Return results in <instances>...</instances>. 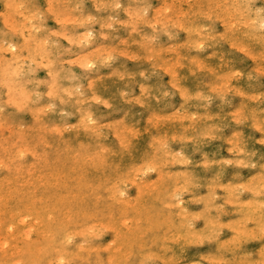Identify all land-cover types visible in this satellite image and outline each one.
<instances>
[{
	"label": "rangeland",
	"instance_id": "374dc122",
	"mask_svg": "<svg viewBox=\"0 0 264 264\" xmlns=\"http://www.w3.org/2000/svg\"><path fill=\"white\" fill-rule=\"evenodd\" d=\"M27 1L28 0H24V3ZM38 1L30 0V3L28 1L23 6V0H20L19 3L21 5L16 6L17 0H0V45L2 47L6 46L8 41L11 39L9 41L10 43L7 44L8 47H3V50H0V83H2L0 85V90L2 89V91H0V107L2 108H0V214L3 213L2 216L0 215V264H19V262L20 264H47V262L48 264H55L56 262L57 264H59L60 262L63 263V261V264H110V262L111 264H264V0H251L252 2H250V0H230V2H225V0H209L210 2H208V0H186L187 2H183L184 0H145L146 3L143 2L144 0H126L127 2H124L125 0H101L100 2H97L99 0ZM72 2H74V4ZM179 2H181L182 5ZM234 2H236L237 4ZM149 3H151L152 5H150ZM170 3L171 5H169ZM172 3H174L175 6ZM102 4H104V6ZM29 5H31V9L33 7V13L31 9H28ZM79 5L81 7H79ZM141 5L143 7H141ZM239 5L240 7H238ZM48 6H50V8ZM53 6H57V8H54ZM112 6L117 7L113 8ZM171 6H173V9L171 8ZM226 6H228L227 9ZM251 6L253 8H251ZM219 7L221 8L219 9ZM241 7L244 8L241 9ZM256 7L257 9H255ZM18 8L22 13L25 12V16H22L23 14H18L20 11L18 10ZM51 8L54 12H56V14L52 12ZM64 8L67 10L65 11ZM68 8L71 10H69ZM199 8H201L204 14ZM55 9H57L60 13ZM73 9H75V11ZM164 9L167 12H165ZM2 10L6 14H3ZM8 10L9 12H7ZM15 10L18 11L15 12ZM135 10L141 11H138V13H134ZM146 10H149V13H147ZM172 10L173 12H170ZM228 10L229 12H227ZM26 11L29 13H27ZM109 11L111 12V14ZM130 11L132 12V14H130ZM156 11H159V13H156ZM35 12H37L38 15L34 14ZM205 12L208 13L205 14ZM143 13L144 15H148L143 16ZM32 14L37 15L38 17L35 16L34 18L32 17ZM77 14L80 16V18ZM214 14L218 15L214 16ZM88 15L90 17H93L91 19L92 21L90 20V17H88ZM154 15L156 18L154 17ZM247 15L249 16L247 17ZM61 16H63V19L67 16L68 18H66V20L64 19L65 22H63L61 21ZM176 16L180 19H176ZM145 17H147V19ZM148 17L151 19H148ZM225 17L227 18L221 20ZM237 17L239 19H237ZM11 18L15 19L12 20ZM54 18H57V21L54 20ZM104 18L108 19L105 20ZM111 18H113L115 22H111V20H113ZM142 18L145 19L143 20ZM159 18L160 21H164L159 22ZM218 18L220 19L219 21ZM24 19L28 20L29 22ZM67 19H73L78 23L74 22L73 20H71L73 21L71 22ZM97 19L98 22H95L97 21ZM128 19L133 23H131L132 25L130 24ZM156 19H158V22ZM168 19H170L169 22L167 21ZM185 19L186 21H184ZM258 19H260V21ZM81 20L85 21L82 22ZM88 20L90 21V23ZM134 20L137 23H135ZM149 20L151 21L149 22ZM181 20H183L184 22L182 21V23ZM225 20H228V22H226ZM8 21L9 24H7ZM11 21L12 26L10 25ZM144 21L147 22H145L144 24ZM223 21H225V23ZM173 22L176 23H174L173 25ZM28 23L35 26L29 24L31 26L29 30ZM122 23H125L126 25H123ZM134 23L137 25H135ZM149 23H152V25H150ZM71 24L72 27H70ZM109 24L111 28L108 27ZM217 24H219L220 26ZM23 25H25V28ZM42 25L43 27L45 25V29L42 27V29L40 28V26ZM105 25L107 28L105 27ZM159 25L161 28L159 27ZM223 25L225 26L223 27ZM16 27L19 28L15 29ZM43 29L45 31H43ZM10 30L12 33H8L10 32ZM64 31L69 32L65 33ZM81 31H83L84 34L87 32V37L83 36L84 34H82ZM57 33L60 35H58ZM9 34L10 36H8ZM65 34H67L66 38ZM202 35L204 37L206 36V38L204 39ZM81 36L83 39L81 38ZM148 36L150 37V39L146 41V39H148ZM77 37L79 38L77 39ZM151 37L153 38V40ZM46 38L48 39L46 40ZM85 38L91 39L88 41ZM3 39L7 43L3 42ZM34 39L36 42L34 41ZM139 40L141 43L143 41V44H145V46H142L143 44H141ZM1 42L2 44H4L2 45ZM11 42L19 48L13 50L10 46ZM28 42L32 45H28ZM77 42L79 43L77 44ZM124 42H126V44ZM26 43L27 46L25 45ZM122 43H124L125 45ZM73 44L75 47L73 46ZM149 44L150 46L148 47V49H150L153 54H150V50L145 49ZM1 46L0 49H2ZM58 46H60V48ZM166 46L169 47L166 48ZM109 47L112 48V53L110 52V54H107V51H109L110 49ZM26 48L28 49V51H33L28 53ZM106 48L107 50H105ZM6 49L7 51L9 49L10 50L8 52H5ZM104 50L106 51V53ZM123 50L125 52L122 53L121 51ZM11 52H14V56L11 55ZM39 53H41V56H39ZM99 54L101 56H99ZM53 55H55L56 57H54ZM75 55L77 56V58H75L74 60L73 57H75ZM147 55L148 57L145 58L144 56ZM24 56H26L27 59L24 58ZM81 56H83L84 58H81ZM91 56H93L92 59L90 58ZM28 57L34 58V60L28 59ZM53 57L56 59H54ZM85 57L86 59H89L87 60V63L90 64L92 62L90 65L94 66L87 67L88 64H85L86 61L85 63H83ZM99 57L102 60L99 59ZM48 58L50 60V63L52 61L51 64L47 63L49 62L47 60ZM78 58H80V60ZM160 58L163 59V61ZM25 59L26 62H24ZM76 59L77 62H75ZM32 60L35 62H33ZM20 62H22V64ZM40 62H43L44 64L46 63L47 65L49 64L52 67L46 66V64L42 65ZM79 62L83 64L80 63L79 65ZM100 62L102 63V65L104 64V67L107 66V68L105 67L104 69V67H101L102 65ZM157 62L159 64H157ZM194 62L196 65H193ZM56 63L57 65H55ZM154 63L156 64L155 66H153ZM30 64L31 66L32 64L34 65V67L32 66V68L34 69L30 70ZM199 64L201 65V68ZM85 67L88 69H86ZM95 69L97 72L94 71ZM24 72L27 73L24 74ZM61 76L64 78H62ZM171 76L173 78L172 81ZM223 76L224 78L220 80V78ZM60 77L62 79H60ZM95 77H97L98 79ZM36 81L41 84H38ZM56 81H58V85ZM75 82H77V84H75ZM59 83L61 84L59 85ZM35 84L38 86H35ZM78 84H80L79 86L81 87H79ZM56 86L59 87L57 88ZM141 87L143 88L141 89ZM172 87L173 89H171ZM56 88L57 90H55ZM24 89L27 91H25ZM78 89L79 91H77ZM68 91L72 94L69 95L70 97H68ZM39 92H41L42 94H40ZM51 95H53V98L51 97ZM80 95H83V97H81ZM78 96L81 100L78 99ZM154 96L157 100L154 98ZM29 98L30 101H27ZM62 98L67 101L65 102ZM176 99L178 100L176 101ZM101 100H103L104 102L102 101V103ZM90 105L92 106L90 107ZM101 108L104 110H102ZM3 109H6V111ZM152 109H154V111ZM201 111H203L204 113ZM13 112H15L16 114H14ZM8 113H11L12 115H9ZM44 113H46V115H44ZM66 113L69 115L70 113H72V115L67 116ZM38 116L41 117V119ZM65 118H67V120ZM18 119H21L22 121L19 120V122ZM86 119H89V122ZM116 119L118 121L120 119L121 120L119 122H116ZM64 120L67 122H65ZM152 120L153 122H151ZM20 123L23 124L21 125ZM108 123L110 126L108 125ZM4 124L6 125V128H4ZM19 124L21 125V129H23L24 127L25 128L23 130L19 129L20 127L17 128ZM61 124L62 126H60ZM124 124L127 126H125ZM1 125L4 127H2ZM71 125H74V127H72ZM84 125H86L87 127ZM63 126L64 130H62ZM65 126H68L67 129L65 128ZM78 126H80V128L77 129ZM70 127L75 129H72ZM96 127L99 128V130ZM115 127H117L119 130L117 131V128L115 129ZM32 128H34L35 131ZM124 130H126L127 132ZM121 132H124L122 136ZM196 133L199 134L196 135ZM49 134L53 136H50ZM128 136L131 137L129 138ZM24 137L27 138L25 139ZM150 137L154 138V140ZM29 138L32 139L30 142ZM27 139L28 141H26ZM53 139L55 140V142ZM62 140L64 141L63 143ZM152 140L154 143L151 142ZM47 141L51 142L49 143L50 146L48 145ZM66 141H68V145ZM36 145L38 147L34 148V146ZM22 147L26 151L25 156L23 155L25 151L22 150ZM19 148L20 150H22L21 152ZM70 148L73 149L71 150ZM101 149L104 151H102ZM27 150H29V152H27ZM22 155L23 157L20 158V156ZM232 155H236V158L234 156L232 157ZM90 156L93 160H88ZM84 157H86V159ZM199 160L202 162H200ZM133 163H135L136 165L131 168ZM20 164L21 166H19ZM108 165H110V169H108ZM127 168H130L128 170L131 171L126 170ZM69 171H72V173ZM83 171L85 173H83ZM53 174L55 176H57L58 174L59 176L55 177ZM168 174L169 177L167 176ZM85 175H88V178H86L87 176L85 177ZM117 177L118 179H121L118 180ZM2 178H5L7 180L3 181L5 179ZM172 181L174 183H172ZM56 182H59V184H57ZM95 182H97L98 184ZM102 182L104 183L102 184ZM52 183H54L55 185L57 184V186ZM114 184L116 185L115 187ZM135 184L138 185V187ZM140 184L142 185V187L140 186ZM209 184L210 187H208ZM64 185L66 186V188ZM95 185H97V188ZM101 185H103V188L101 187ZM110 186H113L114 188ZM146 186L148 187V189ZM95 188L96 190H98L96 191ZM142 189H145L146 192H144ZM121 192L124 193L121 194ZM212 194L215 196H213ZM220 194H223V196L221 197ZM42 195H44L45 197L43 196V198ZM159 195L161 196V198L164 197V202L162 201L163 199L160 200ZM167 195H169L170 197ZM12 197H14V199H12ZM259 197L263 198L259 199ZM63 198L65 199L62 201ZM135 198L136 200H134ZM175 198L176 200H171ZM114 199L115 201H113ZM247 200L249 202L248 204L247 202H245ZM98 201L100 202L98 203ZM125 203L127 204V206ZM139 203L141 205H138ZM237 203H239V205ZM87 204L88 206H86ZM107 204H111L114 206L110 205V207H112L110 208L109 206L107 207ZM261 204H263V206ZM27 206L29 209H27ZM101 206H103V208ZM123 206L125 207L123 208ZM77 207H80V211L76 210L78 209ZM85 207H87L88 209ZM146 209L149 210V214L147 213L148 210L146 211ZM160 209L164 212H159ZM68 210L71 211L69 212ZM167 211H170L172 213L174 212V216L170 212V214H168ZM16 212L18 215L16 214ZM102 212L105 213L103 214ZM111 212H113V214ZM109 213L110 215L112 214V217L110 215H107ZM159 213L161 214L159 215ZM48 214L50 215V217L54 214V216H52L54 219L53 221H51L52 218H48ZM163 214H165V216ZM11 215L13 217H11ZM44 215L48 217L46 218ZM71 215L73 218L71 217ZM94 215H96V217ZM243 215L246 217H243ZM116 216L118 219H114L116 218ZM156 216L158 218H156ZM22 217L24 219H21ZM140 217L142 218L140 219ZM85 219H87L88 221ZM156 219L158 221H155ZM159 219H161L163 222ZM260 221L262 223H260ZM160 222L161 224H159ZM205 222L206 224H204ZM257 222L261 227H259V225L255 226V224H258ZM36 223L38 225V232L35 231V233L31 230H34ZM18 224L20 227L18 226ZM153 224H157L159 226L155 227V225ZM164 224L167 226H165ZM12 225L14 227L16 226L15 229L12 227ZM251 225H254V227H252ZM8 226H10V229L8 228ZM30 226L32 227L31 229ZM85 227L87 228L85 229ZM144 227L146 228V231ZM147 227L149 228V230H147ZM153 227L155 228L153 229ZM175 227L177 228L175 229ZM3 228H6L7 230H4ZM228 228L231 230H229ZM12 229L14 232L10 231ZM70 229H74L71 230L74 232H70ZM108 229L111 230L109 231ZM143 229L145 232L143 231ZM150 229L153 231H151ZM133 230H135L136 232ZM9 231L15 236H13V234H11ZM131 231L133 232L134 237L132 236ZM235 231L237 232V234H235ZM88 233L91 235H89ZM134 233L137 234L138 237L137 235L135 236ZM85 234L88 235L85 236ZM128 234L129 236H127ZM93 235H95L96 238H94ZM118 235L120 237L116 239ZM89 236H91V238H89ZM160 236L162 239V243ZM6 237H8L9 240ZM236 237L237 239L234 240V238ZM84 238L85 240L83 241ZM120 238L124 242V244L120 240ZM127 238L132 243V246L130 242H127ZM153 238L155 239V241ZM110 239L111 241H113L112 243ZM8 241V247L12 246L11 248L6 247V242ZM107 241L111 244L107 243ZM243 241H245V243ZM14 242L16 243L14 244ZM65 242L66 245H63ZM79 242L81 243V245L83 244V246H81ZM87 243H89L88 246ZM98 243L100 244L98 245ZM40 245H46V247L40 248L38 247ZM17 246L20 247L17 248ZM143 246H148V248ZM62 247L64 248L65 253L62 251ZM43 248L44 251H42ZM94 248L97 249L95 250ZM39 249L42 252H39ZM142 249L144 251L146 249V251L144 252ZM235 249L237 253L235 252ZM8 250H13V253L8 252ZM15 250L17 251V253L15 252ZM18 250L21 253L18 252ZM58 250L62 253L60 252V254ZM70 250L72 254L70 253ZM76 251L79 254H76ZM115 252H117V254ZM204 253H206L207 255ZM42 254H46V256H43ZM61 255L64 256L62 257ZM167 255L169 256L165 257ZM238 255L240 258L238 257ZM86 256L87 259H85ZM120 256L123 257L121 258ZM16 258H19L18 260H20L17 261V263H15L17 260ZM166 258H168V260ZM157 259L160 261H158ZM51 260L52 262H50ZM65 261L69 263H65ZM209 261L210 263H208Z\"/></svg>",
	"mask_w": 264,
	"mask_h": 264
},
{
	"label": "bare ground",
	"instance_id": "6f19581e",
	"mask_svg": "<svg viewBox=\"0 0 264 264\" xmlns=\"http://www.w3.org/2000/svg\"><path fill=\"white\" fill-rule=\"evenodd\" d=\"M19 1H20V0H19ZM19 1L17 0V4H16V3H14V4H16V6L21 5V4L19 3ZM25 1H26V0H25ZM28 1H29V3H30V0H28ZM28 1H27V2H28ZM37 1H38V0H37ZM49 1H50V0H49ZM56 1H57V0H56ZM62 1H64V0H62ZM66 1H67V0H66ZM77 1H79V0H77ZM86 1H87V0H86ZM100 1H101V0H99V1H97V2H100ZM109 1H110V0H109ZM138 1H140V0H138ZM149 1H150V0H149ZM172 1H173V0H172ZM174 1H175V0H174ZM180 1H182V0H180ZM185 1H186V0H184L183 2H185ZM222 1H223V0H222ZM222 1H220V2H222ZM227 1L230 2V0H225V2H227ZM234 1H235V0H234ZM237 1H238V0H237ZM237 1H236V2H237ZM245 1H246V0H245ZM248 1H249V0H248ZM248 1H247V2H248ZM252 1H253V0H252ZM252 1L250 0V2H252ZM258 1H259V0H258ZM14 2H15V1H14ZM27 2H25V3H27ZM38 2H39V1H38ZM83 2H84V1H83ZM107 2H108V1H107ZM111 2H112V1H111ZM116 2H117V1H116ZM116 2H114V3H116ZM124 2H127V1L125 0ZM129 2H131V1H129ZM129 2H128V3H129ZM141 2H142V1H141ZM143 2H145V0H144ZM186 2H187V1H186ZM208 2H210V1L208 0ZM225 2H223V3H225ZM232 2H233V1H232ZM236 2H234V3H236ZM241 2H242V1H241ZM8 3H9V2H8ZM8 3H7V4H8ZM25 3H24V0H23V4H22V5L24 6ZM35 3H36V1H35ZM41 3H42V2H41ZM72 3L74 4V2H72ZM145 3H146V2H145ZM145 3H144V4H145ZM151 3H152V1H151ZM151 3H149V4L152 5ZM179 3L181 4V2H179ZM179 3H178V4H179ZM198 3H199V2H198ZM216 3H218V2H216ZM7 4H6V5H7ZM10 4H11V3H10ZM12 4H13V3H12ZM38 4H39V3H38ZM53 4H54V3H53ZM80 4H81V2H80ZM95 4H96V3H95ZM95 4H94V5H95ZM125 4H126V3H125ZM125 4H124V5H125ZM149 4H148V6H149ZM172 4L174 5V3H172ZM186 4H187V3H186ZM207 4H208V3H207ZM210 4H211V3H210ZM214 4H215V1H214ZM220 4H221V3H220ZM220 4H219V5H220ZM226 4H227V3H226ZM230 4H231V3H230ZM236 4H237V3H236ZM243 4H245V3H243ZM26 5H28V4H26ZM43 5H44V4H43ZM54 5H55V4H54ZM71 5H72V4H71ZM75 5H76V3H75ZM82 5H83V4H82ZM84 5H85V4H84ZM97 5H98V3H97ZM102 5L104 6V4H102ZM108 5H109V3H108ZM124 5H123V6H124ZM169 5H171V3H170ZM181 5H182V4H181ZM217 5H218V4H217ZM222 5H223V4H222ZM228 5H229V4H228ZM232 5H233V4H232ZM241 5H242V4H241ZM23 6H22V7H23ZM30 6H31V5H29L28 9H31ZM66 6H67V5H66ZM66 6H65V7H66ZM110 6H111V5H110ZM146 6H147V5H146ZM159 6H161V5H159ZM162 6H163V5H162ZM174 6H175V5H174ZM197 6H198V5H197ZM208 6H209V5H208ZM236 6H237V5H236ZM244 6H245V5H244ZM248 6H249V4H248ZM8 7H9V5H8ZM45 7H46V6H45ZM48 7L50 8V6H48ZM53 7H54V6H53ZM74 7H75V6H74ZM76 7H77V6H76ZM79 7H81V6L79 5ZM92 7H93V5H92ZM97 7H98V6H97ZM97 7H96V9H97ZM112 7H113V6H112ZM116 7H117V6H115V7H113V8H116ZM141 7H143V6L141 5ZM150 7H151V6H150ZM164 7H166V6H164ZM167 7H168V6H167ZM172 7H173V6H171V8H172ZM181 7H182V6H181ZM190 7H191V6H190ZM201 7H202V6H201ZM215 7H218V6H215ZM222 7H223V6H222ZM224 7H225V4H224ZM224 7H223V8H224ZM238 7H240V5H239ZM14 8H16V7H14ZM54 8H57V6L54 7ZM130 8H131V6H130ZM212 8H213V7H212ZM212 8H211V11H212ZM220 8H221V7H219V9H220ZM227 8H228V6H226V9H227ZM229 8H230V7H229ZM234 8H235V6H234ZM242 8H244V7H241V9H242ZM251 8H253V7L251 6ZM3 9H4V8H3ZM20 9H21V7H20ZM20 9L18 8V10H20ZM37 9H38V8H37ZM37 9H36V10H37ZM46 9H48V8H46ZM64 9H65V8H64ZM68 9H69V8H68ZM84 9H85V7H84ZM93 9H95V8H93ZM140 9H141V8H140ZM157 9H158V8H157ZM172 9H173V8H172ZM174 9H176V8H174ZM199 9L201 10V8H199ZM213 9H214V8H213ZM215 9H217V8H215ZM226 9H225V10H226ZM255 9H257V7H256ZM4 10H5V9H4ZM18 10H15V12L18 11ZM25 10H26V6H25ZM25 10H24V11H25ZM31 10H32V13H33V11H34V10H33V7H32ZM51 10H52V8H51ZM55 10L58 11L57 9H55ZM66 10H67V9H65V11H66ZM69 10H71V9H69ZM73 10L75 11V9H73ZM98 10H99V9H98ZM129 10H130V9H129ZM133 10H134V9H133ZM149 10H150V9H149ZM149 10H148V11L146 10V12L149 13ZM160 10H161V9H160ZM168 10H171V9H168ZM182 10H183V9H182ZM200 10H197V11H200ZM234 10H235V9H234ZM238 10H239V9H238ZM5 11H6V10H5ZM22 11H23V10H22ZM81 11H82V10H81ZM121 11H122V10H121ZM135 11H136V10H135ZM135 11H134V13H138V11L140 12L141 10H137L136 12H135ZM162 11H163V10H162ZM164 11H165V9H164ZM178 11H179V9H178ZM201 11H202V10H201ZM204 11H205V10H204ZM206 11H207V10H206ZM217 11H218V10H217ZM232 11H233V10H232ZM236 11H237V9H236ZM240 11H241V10H240ZM2 12H3V10H2ZM7 12H9V10H8ZM26 12H27V11H26ZM30 12H31V11H30ZM52 12H54V11L52 10ZM52 12H50V13H52ZM58 12H59V11H58ZM70 12H71V11H70ZM109 12H110V11H109ZM127 12H128V11H127ZM130 12H131V11H130ZM165 12H167V11H165ZM170 12H173V10L170 11ZM170 12H169V13H170ZM224 12H226V11H224ZM227 12H229V10H228ZM243 12H244V11H243ZM0 13H1V12H0ZM24 13H25V12L22 13L21 10H20L18 14H20V15L23 14L22 16H25ZM27 13H29V12H27ZM54 13L56 14V12H54ZM59 13H60V12H59ZM59 13H58V14H59ZM78 13H80V12H78ZM94 13H95V12H94ZM134 13H133V15H134ZM156 13H159V11H156ZM156 13H155V14H156ZM163 13H164V12H163ZM178 13H179V12H178ZM184 13H185V12H184ZM202 13H203V11H202ZM206 13H208V12H205V14H206ZM220 13H221V12H220ZM233 13H234V12H233ZM250 13H253V12H250ZM254 13H255V12H254ZM3 14H6V13L3 12ZM7 14H9V13H7ZM34 14H37V12H35ZM58 14H57V16H58ZM96 14H97V13H96ZM102 14H104V13H102ZM110 14H111V12H110ZM130 14H132V12H131ZM130 14H129V15H130ZM140 14H141V13H140ZM140 14H139V16H140ZM176 14H177V13H176ZM192 14H193V13H192ZM203 14H204V13H203ZM218 14H219V13H218ZM218 14H214V16H215V15L217 16ZM222 14H223V13H222ZM231 14H232V13H231ZM30 15H31V14H30ZM32 15H33V14H32ZM37 15H38V14H37ZM37 15H33L32 17H34V18H35V16L38 17ZM41 15H42V14H41ZM45 15H46V14H45ZM77 15H78V14H77ZM89 15H90V14H89ZM89 15H88V17H90ZM92 15H93V14H92ZM98 15H99V14H98ZM142 15H143V16H147L148 14H147V15H144V13H143ZM142 15H141V16H142ZM156 15H157V14H156ZM232 15H233V14H232ZM244 15H246V14H244ZM254 15H258V14H254ZM254 15H253V16H254ZM16 16H17V15H16ZM43 16H44V15H43ZM78 16H79V15H78ZM99 16H100V15H99ZM158 16H159V15H158ZM178 16H179V15H178ZM208 16H209V15H208ZM223 16H224V15H223ZM241 16H242V15H241ZM248 16H249V15H247V17H248ZM4 17H5V16H4ZM7 17H9V16H7ZM26 17H27V16H26ZM28 17H29V16H28ZM41 17H42V16H41ZM46 17H47V16H46ZM59 17H60V16H59ZM62 17H63V16H61V18H62ZM105 17H106V16H105ZM154 17H155V15H154ZM159 17H160V16H159ZM162 17H163V16H162ZM173 17H174V16H173ZM209 17H210V16H209ZM238 17H239V16H238ZM238 17H237V19L240 18V17H239V18H238ZM16 18H17V17H16ZM22 18H24V17H22ZM30 18H31V17H30ZM61 18H59V19H61ZM66 18H68V16L65 17L64 19L66 20ZM76 18H78V17H76ZM79 18H80V16H79ZM92 18H93V17H90V20H91ZM99 18H100V17H99ZM99 18H98V19H99ZM118 18H119V17H118ZM136 18H137V17H136ZM140 18H141V17H140ZM145 18L147 19V17H145ZM145 18H144V19H145ZM155 18H156V17H155ZM165 18H166V17H165ZM165 18H163V19H165ZM226 18H227V17L222 18L221 20L226 19ZM234 18H235V17H234ZM234 18H233V19H234ZM4 19H5V18H4ZM11 19H12V18H11ZM13 19H15V18H13ZM13 19H12V20H13ZM27 19H28V18H27ZM40 19H41V18H40ZM56 19H57V18H56ZM56 19L54 18V20H56ZM64 19L62 18L61 21L65 22ZM73 19H74V18H73ZM73 19H71V20H73ZM98 19H97V21H95V20H94V21H95V22H98ZM101 19H102V18H101ZM104 19L106 20V19H108V18H104ZM111 19H113V18H111ZM142 19H143V18H142ZM144 19H143V20H144ZM148 19H151V18L148 17ZM161 19H162V18H161ZM176 19L179 20L180 18H178V17L176 16ZM241 19H242V18H241ZM247 19H248V18H247ZM247 19H246V20H247ZM6 20H7V19H6ZM24 20H26V19H24ZM29 20H30V19H29ZM38 20H39V19H38ZM47 20H48V19H47ZM67 20H69V19H67ZM71 20H69V21H71ZM78 20H79V19H78ZM85 20H86V19H85ZM85 20H83V21H85ZM117 20H118V19H117ZM128 20H129V19H128ZM128 20H127V23H128ZM131 20H133V19H131ZM136 20H137V19H136ZM152 20H153V19H152ZM156 20H157V22H158V19H156ZM156 20H154V21H156ZM169 20H170V19H168L167 21L169 22ZM201 20H202V19H201ZM216 20H217V19H216ZM219 20H220V19L218 18V21H219ZM230 20H231V19H230ZM258 20L260 21V19H258ZM26 21H28V20H26ZM30 21H31V20H30ZM48 21H49V20H48ZM50 21H51V20H50ZM56 21H57V20H56ZM58 21H59V20H58ZM73 21H74V20H73ZM73 21H71V22H73ZM81 21H82V20H81ZM83 21H82V22H83ZM88 21H89V20H88ZM91 21H92V20H91ZM112 21L115 22L114 19L111 20V22H112ZM124 21H125V20H124ZM134 21H135V20H134ZM150 21H151V20H149V22H150ZM162 21H164V20H162ZM162 21H160V18H159V22H162ZM182 21H183V20H181V22H182ZM184 21H186V19H185ZM184 21H183V22H184ZM225 21H226V20H225ZM225 21H223V22L225 23ZM231 21H232V20H231ZM231 21H230V23H231ZM247 21H248V20H247ZM21 22H23V21H21ZM28 22H29V21H28ZM35 22H36V20H35ZM67 22H68V21H67ZM74 22H76V21H74ZM86 22H87V21H86ZM111 22H110V23H111ZM119 22H120V21H119ZM129 22H130V20H129ZM145 22H147V21H144V24H145ZM171 22H172V21H171ZM183 22H182V23H183ZM221 22H222V21H221ZM226 22H228V20H227ZM232 22H233V21H232ZM240 22H241V20H240ZM240 22H238V23H240ZM253 22H255V21H253ZM262 22H263V21H262ZM33 23H34V22H33ZM76 23H78V22H76ZM89 23H90V21H89ZM92 23H93V22H92ZM108 23H109V22H108ZM131 23H132V22H130V24H131ZM135 23H137V22L135 21ZM135 23H134V24H135ZM152 23H153V22H152ZM152 23H149V24L152 25ZM165 23H166V20H165ZM165 23H163V24H165ZM174 23H176V22H173V25H174ZM177 23H178V21H177ZM182 23H181V24H182ZM230 23H229V24H230ZM243 23H245V22H243ZM7 24H9V21L7 22ZM7 24H6V25H7ZM22 24H23V23H22ZM29 24H30V23H28V26H29L28 28H29V30H30V27H31L30 25L35 26V25H33V24H30V25H29ZM37 24H38V23H37ZM67 24H70V23H67ZM74 24H75V23H74ZM81 24H82V23H81ZM83 24H84V23H83ZM95 24H96V23H95ZM122 24H123V23H122ZM124 24H125V23H124ZM124 24H123V25H124ZM132 24H133V23H132ZM132 24H131V25H132ZM147 24H148V23H147ZM155 24H156V23H155ZM160 24H161V23H160ZM163 24H162V25H163ZM179 24H180V22H179ZM227 24H228V23H227ZM227 24H226V25H227ZM10 25L12 26V21H11ZM15 25H16V24H15ZM78 25H79V24H78ZM88 25H89V24H88ZM91 25H92V24H91ZM93 25H94V24H93ZM125 25H126V24H125ZM128 25H129V24H128ZM135 25H137V24H135ZM173 25H172V26H173ZM217 25H219V24H217ZM232 25H233V24H232ZM261 25H262V24H261ZM8 26H9V25H8ZM21 26H22V25H21ZM23 26H24V28H25V25H23ZM60 26H61V24H60ZM85 26H86V25H85ZM107 26H108V25H107ZM182 26H184V25H182ZM219 26H220V25H219ZM224 26H225V25H223V27H224ZM243 26H244V25H243ZM9 27H10V26H9ZM19 27H20V25H19ZM19 27H16L15 29H17V28H19ZM37 27H38V26H37ZM41 27L45 29V25H44V27H43V25L40 26V28H41ZM46 27H47V26H46ZM70 27H72V24H71ZM70 27H69V28H70ZM86 27H87V26H86ZM105 27H106V25H105ZM108 27L111 28V27H110V24H109ZM144 27H145V26H144ZM153 27H154V26H153ZM159 27H160V25H159ZM185 27H187V26H185ZM185 27H184V28H185ZM227 27H228V26H227ZM13 28H14V26H13ZM34 28H35V27H34ZM40 28H39V29H40ZM42 28H41V29H42ZM84 28H85V27H84ZM103 28H104V27H103ZM106 28H107V27H106ZM160 28H161V27H160ZM176 28H177V27H176ZM180 28H181V27H180ZM182 28H183V27H182ZM218 28H219V27H218ZM218 28H217V29H218ZM229 28H230V27H229ZM245 28H246V27H245ZM11 29H12V28H11ZM32 29H33V27H32ZM32 29H31V30H32ZM44 29H43V31H45ZM122 29H123V28H122ZM148 29H151V28H148ZM155 29H156V28H155ZM203 29H204V28H203ZM215 29H216V28H215ZM252 29H253V28H252ZM254 29H257V28H254ZM24 30H25V29H24ZM37 30H38V29H37ZM69 30H70V29H69ZM72 30H73V29H72ZM94 30H95V29H94ZM106 30H108V29H106ZM116 30H117V29H116ZM139 30H140V29H139ZM139 30H138V31H139ZM153 30H154V28H153ZM176 30H177V29H176ZM179 30H180V29H179ZM181 30H182V29H181ZM183 30H184V29H183ZM188 30H189V29H188ZM190 30H192V29H190ZM200 30H201V29H200ZM14 31H15V30H14ZM35 31H36V29H35ZM70 31H71V30H70ZM87 31H89V30H87ZM97 31H98V30H97ZM135 31H137V30H135ZM166 31H167V29H166ZM186 31H187V30H186ZM186 31H185V32H186ZM247 31H248V30H247ZM252 31H253V30H252ZM7 32H8V31H7ZM7 32H6V33H7ZM18 32H19V31H18ZM20 32H21V31H20ZM64 32H65V33H68L69 31H68V32H67V31H64ZM118 32H119V31H118ZM139 32H140V31H139ZM200 32H202V31H200ZM214 32H215V31H214ZM223 32H224V31H223ZM254 32H255V30H254ZM262 32H263V31H262ZM8 33H12L11 30H10V32H8ZM27 33H29V32H27ZM40 33H41V32H40ZM81 33L84 34L83 31H81ZM86 33H87V32H86ZM86 33H85L83 36L87 37V34H86ZM135 33H136V32H135ZM137 33H138V32H137ZM162 33H163V32H162ZM187 33H189V32H187ZM205 33H208V32H205ZM244 33H245V32H244ZM30 34H31V33H30ZM57 34H58V33H57ZM97 34H98V33H97ZM160 34H161V33H160ZM197 34H198V33H197ZM203 34H204V33H203ZM217 34H219V33H217ZM222 34H223V33H222ZM222 34H221V35H222ZM253 34H254V33H253ZM11 35H12V34H11ZM26 35H27V34H26ZM58 35H60V34H58ZM131 35H132V34H131ZM131 35H130V36H131ZM177 35H178V34H177ZM187 35H188V34H187ZM199 35H200V34H199ZM5 36H6V35H5ZM5 36H4V37H5ZM8 36H10V34H9ZM34 36H35V35H34ZM66 36H67V34H65V38H66ZM89 36H90V33H89ZM89 36H88V38H89ZM93 36H94V35H93ZM121 36H122V35H121ZM139 36H140V35H139ZM141 36H142V35H141ZM151 36H152V35H151ZM160 36H161V35H160ZM4 37H3V38H4ZM22 37H23V36H22ZM36 37H37V36H36ZM36 37H35V38H36ZM54 37H55V36H54ZM75 37H76V36H75ZM79 37H80V36H79ZM79 37H77V39H78ZM128 37H129V36H128ZM128 37H127V38H128ZM142 37H143V36H142ZM144 37H145V36H144ZM166 37H167V36H166ZM178 37H179V36H178ZM202 37H203L204 39L206 38V36L204 37L203 35H202ZM214 37H215V35H214ZM25 38H26V37H25ZM50 38H51V37H50ZM62 38H63V37H62ZM62 38H61V39H62ZM67 38H68V37H67ZM81 38H82V36H81ZM88 38H85V39H87V40L89 41L91 38H90V39H88ZM127 38H126V39H127ZM140 38H141V37H140ZM151 38H152V37H151ZM168 38H170V37H168ZM8 39H9V38H8ZM47 39H48V38H46V40H47ZM57 39H58V38H57ZM77 39H76V41H77ZM82 39H83V38H82ZM94 39H95V38H94ZM142 39H143V38H142ZM149 39H150V37L148 36V39H146V41L149 40ZM10 40H11V39H10ZM10 40H9V41H10ZM24 40H27V39H24ZM55 40H56V39H55ZM68 40H69V39H68ZM134 40H135V39H134ZM152 40H153V38H152ZM194 40H195V39H194ZM9 41H8V43H10ZM34 41H35V39H34ZM42 41H44V40H42ZM57 41H58V40H57ZM80 41H81V40H80ZM104 41H105V40H104ZM110 41H111V40H110ZM110 41H109V43H110ZM112 41H113V40H112ZM137 41H138V40H137ZM177 41H178V40H177ZM184 41H185V40H184ZM187 41H188V40H187ZM189 41H190V39H189ZM3 42H6V41H4V39H3ZM24 42H25V41H24ZM35 42H36V41H35ZM40 42H41V41H40ZM46 42H47V41H46ZM52 42H53V41H52ZM85 42H86V41H85ZM97 42H98V41H97ZM97 42H96V43H97ZM139 42H140V40H139ZM149 42H150V41H149ZM149 42H148V43H149ZM162 42H163V41H162ZM172 42H173V41H172ZM6 43H7V42H6ZM8 43H7V44H8ZM44 43H45V42H44ZM55 43H56V42H55ZM58 43H60V42H58ZM78 43H79V42H77V44H78ZM80 43H81V42H80ZM82 43H83V41H82ZM86 43H87V42H86ZM103 43H104V42H103ZM124 43L126 44V42H124ZM124 43H122V44H124ZM136 43H137V42H136ZM140 43H141V42H140ZM163 43H164V42H163ZM178 43H179V42H178ZM181 43H182V42H181ZM200 43H201V41H200ZM227 43H228V42H227ZM1 44H2V42H1ZM3 44H4V43H3ZM3 44H2V45H3ZM7 44H6V46H7ZM47 44H48V43H47ZM52 44H53V43H52ZM56 44H57V43H56ZM84 44H85V43H84ZM88 44H89V43H88ZM88 44H87V45H88ZM106 44H107V43H106ZM119 44H120V43H119ZM125 44H124V45H125ZM141 44H143V41H142ZM17 45H18V44H17ZM25 45L27 46V43H26ZM25 45H24V46H25ZM28 45H32V44L28 42ZM39 45H40V44H39ZM85 45H86V44H85ZM93 45H94V44H93ZM107 45H108V44H107ZM176 45H177V44H176ZM180 45H181V44H180ZM189 45H190V44H189ZM0 46H1V45H0ZM6 46H3V47H6ZM10 46H11V48H12L13 50L16 49V48H19V47H16V45H14L12 42H11ZM43 46H44V45H43ZM49 46H50V45H49ZM56 46H57V45H56ZM73 46H74V44H73ZM108 46H109V45H108ZM110 46H111V45H110ZM142 46H145V44H143ZM149 46H150V44H149L146 48H145V47H144V48H145V49H148ZM163 46H164V45H163ZM169 46H170V45H169ZM169 46H166V48H168ZM1 47H2V46H1ZM3 47H2V49H0V50H3ZM7 47H8V46H7ZM28 47H30V46H28ZM28 47H27V48H28ZM45 47H47V46H45ZM58 47L60 48V46H58ZM74 47H75V46H74ZM80 47H81V45H80ZM82 47H83V46H82ZM106 47H107V46H106ZM111 47H112V46H111ZM153 47H154V45H153ZM153 47H152V48H153ZM180 47H181V46H180ZM20 48H21V47H20ZM27 48H26V49H27ZM31 48H32V47H31ZM71 48H72V47H71ZM78 48H79V47H78ZM78 48H77V50H78ZM104 48H105V47H104ZM109 48H110V47H109ZM112 48H113V47H112ZM112 48H110L109 51H107V52H108L107 54H110ZM119 48H121V47H119ZM122 48H123V47H122ZM152 48H151V49H152ZM173 48H174V47H173ZM178 48H179V47H178ZM227 48H228V47H227ZM50 49H51V48H50ZM123 49H124V48H123ZM155 49H156V48H155ZM157 49H158V48H157ZM175 49H176V48H175ZM214 49H215V48H214ZM9 50H10V49H9ZM9 50H8V51H9ZM34 50H35V49H34ZM55 50H56V49H55ZM64 50H65V49H64ZM105 50H107V48H106ZM105 50H104V51H105ZM113 50H114V49H113ZM148 50H150V49H148ZM165 50H166V49H165ZM4 51H5V50H4ZM8 51H7V49H6L5 52H8ZM11 51H12V50H11ZM17 51H19V50H17ZM27 51H28V49H27ZM32 51H33V50L28 51V53H29V52H32ZM53 51H54V50H53ZM66 51H67V50H66ZM118 51H119V50H118ZM118 51H117V52H118ZM150 51H151V50H150ZM168 51H169V50H168ZM176 51H177V50H176ZM194 51H195V50H194ZM237 51H238V50H237ZM258 51H259V50H258ZM5 52H4V53H5ZM15 52H16V51H15ZM45 52H46V51H45ZM77 52H78V51H77ZM98 52H100V51H98ZM119 52H120V51H119ZM121 52L123 53V52H125V51L123 50V51H121ZM128 52H129V51H128ZM154 52H155V51H154ZM172 52H173V50H172ZM197 52H198V51H197ZM197 52H195V53H197ZM240 52H241V51H240ZM11 53H12L11 55L14 56V54H13L14 52H11ZM35 53H36V52H35ZM35 53H34V54H35ZM56 53H57V52H56ZM64 53H65V52H64ZM67 53H70V52H67ZM72 53H73V50H72ZM105 53H106V51H105ZM111 53H112V52H111ZM122 53H121V54H122ZM234 53H235V52H234ZM242 53H243V52H242ZM255 53H256V52H255ZM5 54H6V53H5ZM15 54H16V53H15ZM40 54H41V53H39V56H41ZM60 54H61V53H60ZM75 54H76V52H75ZM126 54H128V53H126ZM126 54H125V55H126ZM150 54H153L152 51L150 52ZM157 54H158V53H157ZM175 54H176V53H175ZM245 54H246V53H245ZM68 55H69V54H68ZM88 55H89V54H88ZM17 56H18V55H17ZM42 56H43V55H42ZM53 56L56 57L55 55H53ZM70 56H71V55H70ZM83 56H84V55H83ZM83 56H81V58H82ZM96 56H97V55H96ZM99 56H101V55L99 54ZM126 56H127V55H126ZM149 56H150V55H149ZM204 56H205V55H204ZM209 56H210V54H209ZM244 56H245V55H244ZM247 56H249V55H247ZM5 57H6V55H5ZM21 57H22V56H21ZM46 57H47V56H46ZM54 57H53V58H54ZM92 57H93V56H91L90 58L92 59ZM94 57H95V56H94ZM102 57H103V56H102ZM115 57H116V56H115ZM144 57L146 58V57H148V55H147V56H144ZM190 57H191V56H190ZM190 57H188V58H190ZM251 57H252V56H251ZM24 58H26V56H24ZM24 58H23V59H24ZM44 58H45V56H44ZM73 58H74V60H75V58H77V56L75 55V57H73ZM83 58H84V57H83ZM105 58H106V57H105ZM105 58H104V59H105ZM14 59H15V58H14ZM17 59H18V58H17ZM23 59H22V60H23ZM26 59H27V58H26ZM26 59H25L24 62H26ZM28 59H33V60H34V58H30V57H28ZM54 59H56V58H54ZM70 59H71V58H70ZM78 59L80 60V58H78ZM99 59H101V58L99 57ZM118 59H119V58H118ZM131 59H132V58H131ZM133 59H134V58H133ZM160 59H161V58H160ZM172 59H173V58H172ZM249 59H250V58H249ZM33 60H32V61H33ZM47 60L49 61V62H47V63H50L49 58H48ZM65 60H67V59H65ZM87 60H89V59H86V57H85V60H84L83 63H85V61H86L85 64H88L87 67H88V66H91L90 64H91L92 62L89 64V63H87ZM101 60H102V59H101ZM116 60H117V59H116ZM119 60H120V59H119ZM122 60H123V59H122ZM161 60L163 61V59H161ZM161 60H160V61H161ZM176 60H177V59H176ZM187 60H188V59H187ZM15 61H16V60H15ZM19 61H20V60H19ZM39 61H40V59H39ZM39 61H38V62H39ZM56 61H57V60H56ZM62 61H63V60H62ZM91 61H92V60H91ZM117 61H118V60H117ZM133 61H134V60H133ZM190 61H191V60H190ZM22 62H23V61H22ZM22 62H20V63L22 64ZM28 62H29V61H28ZM33 62H35V61H33ZM33 62H32V63H33ZM53 62H54V61H53ZM75 62H77V59H76ZM128 62H129V61H128ZM13 63H14V62H13ZM30 63H31V62H30ZM40 63H41L42 65L44 64L43 62H40ZM40 63H39V64H40ZM51 63H52V61H51ZM51 63H50V64H51ZM57 63H58V62H57ZM57 63H56L55 65H57ZM80 63H81V62H79V65H80ZM83 63H81V64H83ZM100 63H101V62H100ZM105 63H106V61H105ZM151 63H153V62H151ZM162 63H163V62H162ZM162 63H161V64H162ZM255 63H256V62H255ZM23 64H24V63H23ZM26 64H27V63H26ZM45 64H46V63H45ZM45 64H44V65H45ZM58 64H59V63H58ZM70 64H71V63H70ZM157 64H159V63L157 62ZM161 64H160V65H161ZM166 64H167V63H166ZM194 64H195V62L193 63V65H194ZM16 65H17V64H16ZM52 65H53V64H52ZM101 65H102V63H101ZM103 65H104V64H103ZM103 65H102L101 67H104ZM155 65H156V64L154 63L153 66H155ZM195 65H196V64H195ZM199 65H200V64H199ZM199 65H198V66H199ZM28 66H29V65H28ZM30 66H31V64H30ZM32 66L34 67L33 64H32ZM32 66L30 67V68H31L30 70L34 69V68H32ZM46 66H51V65H49V64L47 65V64H46ZM46 66H45V67H46ZM83 66H85V65H83ZM92 66H94V65H92ZM92 66H91V67H92ZM151 66H152V65H151ZM170 66H171V65H170ZM18 67H19V63H18ZM51 67H52V66H51ZM55 67H56V66H55ZM105 67L107 68V66H105ZM105 67H104V69H105ZM256 67H257V66H256ZM16 68H17V67H16ZM21 68H22V67H21ZM21 68H20V69H21ZM38 68H39V67H38ZM74 68H75V67H74ZM85 68H86V67H85ZM108 68H109V67H108ZM200 68H201V65H200ZM252 68H253V67H252ZM86 69H88V68H86ZM117 69H118V68H117ZM138 69H140V68H138ZM23 70H24V67H23ZM30 70H29V71H30ZM65 70H67V69H65ZM69 70H70V69H69ZM89 70H90V69H89ZM29 71H27V72H29ZM75 71H76V70H75ZM94 71H96V69H95ZM162 71H163V70H162ZM21 72H22V70H21ZM27 72H26V73H27ZM57 72H58V71H57ZM96 72H97V71H96ZM141 72H142V71H141ZM26 73L24 72V74H26ZM168 73H169V72H168ZM24 74H23V75H24ZM30 74H31V73H30ZM37 74H38V73H37ZM57 74H58V73H57ZM64 74H65V73H64ZM122 74H123V72H122ZM140 74H141V73H140ZM164 74H165V73H164ZM21 75H22V74H21ZM21 75H20V76H21ZM106 75H107V74H106ZM116 75H117V74H116ZM120 75H121V74H120ZM126 75H128V74H126ZM166 75H167V73H166ZM169 75H170V74H169ZM172 75H173V74H172ZM208 75H209V74H208ZM262 75H263V74H262ZM1 76H3V75H1ZM17 76H18V75H17ZM57 76H58V75H57ZM123 76H124V74H123ZM209 76H210V75H209ZM263 76H264V75H263ZM11 77H12V76H11ZM14 77H15V76H14ZM18 77H19V76H18ZM61 77H62V76H61ZM61 77H60V79L64 78V77H62V78H61ZM69 77H70V76H69ZM71 77H72V76H71ZM98 77H99V76H98ZM119 77H120V76H119ZM95 78H97V77H95ZM99 78H100V77H99ZM223 78H224V76L221 77L220 80L223 79ZM14 79H15V78H14ZM56 79H58V78H56ZM75 79H76V78H75ZM97 79H98V78H97ZM65 80H66V79H65ZM73 80H74V78H73ZM85 80H86V79H85ZM92 80H93V79H92ZM172 80H173V78H172V76H171V81H172ZM204 80H205V79H204ZM210 80H211V79H210ZM40 81H41V80H40ZM70 81H71V80H70ZM70 81H69V82H70ZM163 81H164V80H163ZM168 81H169V80H168ZM213 81H214V80H213ZM218 81H219V78H218ZM31 82H32V81H31ZM36 82H37V81H36ZM57 82H58V81H56V83H57ZM71 82H72V81H71ZM169 82H170V81H169ZM216 82H217V80H216ZM37 83H38V84H41V83H39V82H37ZM206 83H208V82H206ZM1 84H2V83H0V85H1ZM26 84H28V83H26ZM26 84H25V85H26ZM60 84H61V83H59V85H60ZM64 84H65V83H64ZM66 84H67V83H66ZM75 84H77V82H75ZM75 84H74V85H75ZM80 84H81V83H80ZM80 84H78V86H79ZM171 84H172V83H171ZM57 85H58V83H57ZM137 85H138V84H137ZM141 85H142V84H141ZM208 85H209V84H208ZM217 85H218V84H217ZM35 86H38V85L35 84ZM40 86H41V85H40ZM64 86H65V85H64ZM66 86H67V85H66ZM76 86H77V85H76ZM56 87H57V86H56ZM58 87H59V86H58ZM58 87H57V88H58ZM79 87H81V86H79ZM24 88H25V87H24ZM57 88H56L55 90H57ZM62 88H63V87H62ZM65 88H66V87H65ZM65 88H64V89H65ZM142 88H143V87H141V89H142ZM219 88H220V87H219ZM262 88H263V87H262ZM14 89H15V88H14ZM14 89H13V90H14ZM28 89H29V88H28ZM68 89H73V88H68ZM83 89H84V88H83ZM86 89H87V88H86ZM88 89H89V88H88ZM171 89H173V87H172ZM24 90H25V89H24ZM61 90H62V89H61ZM178 90H179V89H178ZM263 90H264V89H263ZM0 91H2V89H1ZM25 91H27V90H25ZM25 91H24V92H25ZM70 91H71V90H70ZM77 91H79V89H78ZM174 91H175V90H174ZM68 92H69V91H68ZM72 92H73V91H72ZM74 92H75V91H74ZM142 92H143V91H142ZM142 92H141V93H142ZM0 93H1V92H0ZM31 93H32V92H31ZM39 93L42 94L41 92H39ZM54 93H57V92H54ZM83 93H85V92H83ZM135 93H136V92H135ZM35 94H36V92H35ZM58 94H60V93H58ZM61 94H63V93H61ZM78 94H79V93H78ZM0 95H1V94H0ZM2 95H3V94H2ZM30 95H31V94H30ZM30 95H29V96H30ZM37 95H38V94H37ZM64 95H65V94H64ZM69 95H72V94L69 92L68 97H70ZM83 95H84V94H83ZM83 95H82V96L80 95V96L83 97ZM137 95H139V94H137ZM137 95H136V96H137ZM201 95H202V94H201ZM40 96H41V95H40ZM40 96H39V97H40ZM84 96H85V95H84ZM96 96H97V94H96ZM179 96H181V95H179ZM179 96H178V97H179ZM240 96H241V95H240ZM39 97H38V99H39ZM51 97L53 98V95H51ZM59 97H60V96H59ZM66 97H67V96H66ZM134 97H135V96H134ZM218 97H219V96H218ZM131 98H132V97H131ZM136 98H137V97H136ZM154 98L156 99L155 96H154ZM181 98H182V97H181ZM198 98H200V97H198ZM41 99H43V98H41ZM62 99H63V98H62ZM78 99L81 100V99L79 98V96H78ZM83 99H87V98H83ZM89 99H90V98H89ZM94 99H95V98H94ZM94 99H93V100H94ZM138 99H141V98H138ZM241 99H242V98H241ZM1 100H2V99H1ZM63 100H64V99H63ZM79 100H76V101H79ZM99 100H100V99H99ZM99 100H98V101H99ZM156 100H157V99H156ZM177 100H178V99H176V101H177ZM198 100H199V99H198ZM7 101H8V100H7ZM27 101H30V98H29ZM40 101H41V100H40ZM51 101H52V100H51ZM54 101H55V100H54ZM64 101H65V100H64ZM64 101H63V102H64ZM66 101H67V100H66ZM66 101H65V102H66ZM94 101H95V100H94ZM102 101H103V100H101V102H102ZM106 101H107V100H106ZM183 101H184V100H183ZM240 101H241V100H240ZM8 102H9V101H8ZM52 102H53V101H52ZM65 102H64V103H65ZM81 102H82V101H81ZM103 102H104V101H103ZM103 102H102V103H103ZM107 102H108V101H107ZM19 103H20V102H19ZM31 103H32V102H31ZM34 103H35V102H34ZM38 103H39V101H38ZM64 103H63V104H64ZM82 103H83V102H82ZM239 103H240V102H239ZM3 104H4V103H3ZM26 104H27V103H26ZM49 104H50V101H49ZM49 104H47V105H49ZM99 104H100V103H99ZM107 104H108V103H107ZM217 104H218V103H217ZM16 105H17V104H16ZM47 105H46V106H47ZM71 105H72V104H71ZM92 105H93V104H92ZM92 105H90V107H91ZM94 105H95V104H94ZM96 105H97V104H96ZM215 105H216V104H215ZM2 106H4V105H2ZM29 106H30V105H29ZM32 106H33V105H32ZM73 106H74V104H73ZM80 106H81V104H80ZM179 106H180V105H179ZM179 106H178V107H179ZM263 106H264V105H263ZM24 107H25V106H24ZM53 107H54V106H53ZM55 107H56V105H55ZM87 107H88V106H87ZM178 107H177V108H178ZM194 107H195V106H194ZM194 107H193V108H194ZM0 108H1V107H0ZM3 108H5V107H3ZM27 108H28V107H27ZM33 108H34V107H33ZM64 108H66V107H64ZM64 108H63V109H64ZM78 108H79V107H78ZM78 108H77V109H78ZM81 108H82V107H81ZM1 109H2V108H1ZM46 109H47V108H46ZM63 109H62V110H63ZM85 109H87V108H85ZM101 109H102V108H101ZM172 109H173V108H172ZM191 109H192V108H191ZM3 110L6 111V109H3ZM27 110H28V109H27ZM27 110H25V111H27ZM59 110H60V109H59ZM59 110H58V111H59ZM62 110H61V111H62ZM64 110H65V109H64ZM82 110H83V109H82ZM102 110H104V109H102ZM152 110L154 111V109H152ZM173 110H174V109H173ZM192 110H193V109H192ZM194 110H195V109H194ZM23 111H24V108H23ZM84 111H85V110H84ZM114 111H115V110H114ZM118 111H119V110H118ZM75 112H76V110H75ZM78 112H79V110H78ZM80 112H82V111H80ZM86 112H87V110H86ZM86 112H85V113H86ZM91 112H92V111H91ZM201 112H203V111H201ZM3 113H4V112H3ZM6 113H7V112H6ZM13 113L16 114L15 112H13ZM18 113H19V112H18ZM22 113H24V112H22ZM25 113H26V112H25ZM72 113H73V112H72ZM72 113H70V115L66 113V115H67V116H68V115L71 116ZM116 113H117V112H116ZM153 113H154V112H153ZM178 113H179V112H178ZM203 113H204V112H203ZM8 114H9V113H8ZM10 114H11V113H10ZM10 114H9V115H10ZM14 114H13V115H14ZM41 114H42V113H41ZM74 114H75V113H74ZM88 114H90V113H88ZM92 114H93V113H92ZM111 114H112V113H111ZM117 114H118V113H117ZM11 115H12V114H11ZM37 115H38V114H37ZM39 115H40V114H39ZM44 115H46V113H44ZM85 115H86V114H85ZM85 115H84V116H85ZM4 116H5V115H4ZM90 116H91V115H90ZM160 116H161V115H160ZM174 116H175V115H174ZM177 116H178V115H177ZM234 116H235V115H234ZM38 117H39V116H38ZM85 117H86V116H85ZM85 117H84V119H85ZM88 117H89V115H88ZM152 117H153V116H152ZM178 117H179V116H178ZM178 117H177V118H178ZM12 118H13V117H12ZM39 118L41 119V117H39ZM39 118H38V119H39ZM53 118H54V117H53ZM120 118H122V117H120ZM149 118H150V117H149ZM155 118H156V117H155ZM0 119H1V118H0ZM16 119H17V118H16ZM65 119L67 120V118H65ZM89 119H90V118H89ZM89 119H86V120H88V122H89ZM101 119H102V118H101ZM153 119H154V118H153ZM188 119H189V118H188ZM4 120H5V119H4ZM19 120L22 121L21 119H18V121H19ZM51 120H52V118H51ZM53 120H54V119H53ZM80 120H81V119H80ZM111 120H112V119H111ZM116 120H117V119H116ZM120 120H121V119H120ZM120 120H119V121H120ZM12 121H13V119H12ZM20 121H19V122H20ZM37 121H38V120H37ZM64 121H65V120H64ZM68 121H69V120H68ZM100 121H101V120H100ZM100 121H99V122H100ZM119 121L117 120L116 122H119ZM19 122H17V123H19ZM45 122H47V121H45ZM49 122H50V121H49ZM65 122H67V121H65ZM65 122H64V123H65ZM111 122H112V121H111ZM113 122H114V121H113ZM144 122H145V121H144ZM144 122H143V123H144ZM151 122H153V120H152ZM189 122H191V121H189ZM39 123H42V122H39ZM84 123H85V122H84ZM100 123H101V122H100ZM109 123H110V122H109ZM109 123H108V125H109ZM120 123H122V122H120ZM143 123H142V124H143ZM149 123H150V122H149ZM7 124H8V123H7ZM20 124H21V123H20ZM20 124H19V126L17 127V128L20 127L19 129H21V125H22L23 123H22L21 125H20ZM62 124H63V123H62ZM62 124H61L60 126H62ZM82 124H83V122H82ZM95 124H96V122H95ZM97 124H98V123H97ZM118 124H119V123H118ZM145 124H146V123H145ZM150 124H152V123H150ZM10 125H12V124H10ZM66 125H67V124H66ZM79 125H80V124H79ZM86 125H87V124H86ZM86 125H84V126H86ZM90 125H91V124H90ZM92 125H93V123H92ZM104 125H105V124H104ZM108 125H106V126H108ZM113 125H114V124H113ZM124 125H125V124H124ZM152 125H153V124H152ZM1 126H2V125H1ZM4 126H5V127H4ZM4 126H2V127L6 128V125H5V124H4ZM71 126H72V125H71ZM94 126H96V125H94ZM94 126H92V127H94ZM109 126H110V125H109ZM125 126H127V125H125ZM13 127H14V125H13ZM67 127H68V126H67ZM67 127L65 126L66 129H67ZM72 127H74V125H73ZM72 127H70V128H72ZM86 127H87V126H86ZM86 127H84V128H86ZM89 127H91V126H89ZM101 127H102V126H101ZM208 127H209V125H208ZM24 128H25V127H24ZM24 128H23V129H24ZM45 128H46V125H45ZM47 128H48V126H47ZM78 128H80V126H78L77 129H78ZM96 128H97V127H96ZM96 128H94V129H96ZM110 128H111V127H110ZM112 128H114V127H112ZM116 128H117V127H115V129H116ZM124 128H126V127H124ZM124 128H122V129H124ZM153 128H154V126H153ZM23 129H21V130H23ZM29 129H30V128H29ZM32 129L34 130V128H32ZM72 129H75V128H72ZM92 129H93V128H92ZM92 129H91V130H92ZM97 129L99 130V128H97ZM129 129H130V128H129ZM182 129H184V128H182ZM182 129H181V130H182ZM27 130H28V128H27ZM62 130H64V126H63ZM82 130H83V129H82ZM116 130L118 131L119 129L117 128ZM127 130H128V129H127ZM239 130H240V129H239ZM34 131H35V130H34ZM86 131H87V130H86ZM96 131H97V130H96ZM124 131H126V130H124ZM21 132H22V131H21ZM62 132H63V131H62ZM126 132H127V131H126ZM256 132H257V131H256ZM23 133H24V132H23ZM36 133H37V131H36ZM51 133H52V132H51ZM87 133H88V132H87ZM95 133H97V132H95ZM123 133H124V132H123ZM123 133L121 132V136L123 135ZM131 133H132V130H131ZM131 133H130V134H131ZM34 134H35V133H34ZM89 134H90V133H89ZM98 134H99V133H98ZM130 134H129V135H130ZM156 134H157V133H156ZM198 134H199V133H198ZM198 134L196 133V135H198ZM230 134H231V133H230ZM30 135H31V134H30ZM44 135H45V134H44ZM49 135H50V136H53V135H54V132H53V135H51V134H49ZM60 135H61V134H60ZM74 135H76V134H74ZM157 135H158V134H157ZM22 136H23V135H22ZM25 136H26V135H25ZM50 136H49V137H50ZM93 136H94V135H93ZM119 136H120V135H119ZM119 136H118V137H119ZM121 136H120V137H121ZM126 136H127V135H126ZM45 137H46V136H45ZM59 137H60V136H59ZM97 137H98V136H97ZM110 137H111V136H110ZM118 137H117V138H118ZM128 137H129V136H128ZM128 137H127V138H128ZM130 137H131V136H130ZM130 137H129V138H130ZM133 137H134V136H133ZM225 137H226V135H225ZM24 138H25V137H24ZM26 138H27V137H26ZM26 138H25V139H26ZM30 138H31V136H30ZM30 138H29V139H30ZM46 138H47V137H46ZM122 138H123V137H122ZM129 138H128V139H129ZM150 138H152V137H150ZM150 138H149V139H150ZM227 138H228V137H227ZM58 139H59V138H58ZM149 139H148V140H149ZM152 139L154 140V138H152ZM31 140H32V139H30L29 142H30ZM53 140H54V139H53ZM65 140H66V138H65ZM125 140H126V139H125ZM153 140H152L151 142H153ZM0 141H1V140H0ZM26 141H28V139H27ZM42 141H43V140H42ZM58 141H59V140H58ZM47 142H48V141H47ZM52 142H53V141H52ZM54 142H55V140H54ZM63 142H64V141L62 140V143H63ZM66 142H67V145H68V141H66ZM123 142H124V141H123ZM123 142H122V143H123ZM49 143H51V142H48V145H49ZM56 143H57V142H56ZM78 143H80V142H78ZM97 143H98V142H97ZM122 143H121V145H122ZM149 143H150V142H149ZM153 143H154V142H153ZM228 143H229V142H228ZM37 144H38V143H37ZM81 144H82V143H81ZM99 144H100V143H99ZM102 144H103V143H102ZM114 144H115V143H114ZM190 144H191V143H190ZM229 144H230V143H229ZM55 145H56V144H55ZM62 145H63V144H62ZM62 145H60V146H62ZM82 145H83V144H82ZM95 145H96V144H95ZM103 145H104V144H103ZM123 145H124V144H123ZM149 145H150V144H149ZM149 145H148V146H149ZM151 145H152V144H151ZM154 145H155V144H154ZM43 146H45V145H43ZM49 146H50V145H49ZM87 146H88V145H87ZM87 146H86V147H87ZM115 146H116V145H115ZM173 146H174V145H173ZM28 147H30V146H28ZM35 147L37 148L38 146L36 145V146H34V148H35ZM46 147H47V146H46ZM55 147H56V146H55ZM77 147H78V145H77ZM20 148H21V146H20ZM20 148H19V150H20ZM32 148H33V147H32ZM29 149H30V148H29ZM70 149H71V148H70ZM72 149H73V148H72ZM72 149H71V150H72ZM74 149H75V148H74ZM106 149H107V148H106ZM106 149H105V150H106ZM120 149H121V148H120ZM123 149H124V147H123ZM221 149H222V148H221ZM19 150H18V153H19ZM22 150H24L23 147H22ZM22 150H20V152H21ZM30 150H31V149H30ZM32 150H33V149H32ZM35 150H36V149H35ZM45 150H46V148H45ZM57 150H58V149H57ZM96 150H97V149H96ZM96 150H94V151H96ZM101 150H102V149H101ZM176 150H177V149H176ZM24 151H25V150H24ZM102 151H104V150H102ZM27 152H29V150H27ZM91 152H92V151H91ZM154 152H156V151H154ZM154 152H153V153H154ZM160 152H161V151H160ZM226 152H227V151H226ZM22 153H23V152H22ZM25 153H26V151L23 153L24 156H25ZM44 153H45V151H44ZM46 153H47V152H46ZM101 153H102V152H101ZM106 153H107V152H106ZM151 153H152V152H151ZM178 153H179V152H178ZM195 153H196V152H195ZM223 153H224V151H223ZM78 154H79V153H78ZM20 155H21V154H20ZM23 155L20 156V158L23 157ZM29 155H30V154H29ZM46 155H47V154H46ZM89 155H90V154H89ZM89 155H87V156H89ZM194 155H195V154H194ZM84 156H86V155H84ZM102 156H103V155H102ZM104 156H105V155H104ZM106 156H107V154H106ZM202 156H203V155H202ZM222 156H223V155H222ZM233 156L236 158V155H232V157H233ZM152 157H153V156H152ZM224 157H225V156H224ZM237 157H238V156H237ZM240 157H241V156H240ZM84 158L86 159V157H84ZM99 158H100V157H99ZM150 158H151V156H150ZM197 158H198V157H197ZM22 159H23V158H22ZM90 159H91V156H90V158H88V160H90ZM101 159H102V158H101ZM215 159H216V158H215ZM58 160H59V159H58ZM91 160H93V159H91ZM104 160H105V158H104ZM163 160H164V159H163ZM166 160H167V159H166ZM200 160H202V159H200ZM200 160H199V161H200ZM157 161H158V160H157ZM262 161H263V160H262ZM46 162H47V161H46ZM75 162H76V160H75ZM154 162H155V161H154ZM200 162H202V161H200ZM240 162H241V161H240ZM18 163H19V162H18ZM159 163H160V162H159ZM172 163H173V162H172ZM64 164H65V163H64ZM80 164H82V163H80ZM95 164H96V163H95ZM102 164H103V162H102ZM104 164H105V162H104ZM173 164H174V163H173ZM0 165H1V164H0ZM30 165H31V164H30ZM134 165H136V164L133 163V165H132L131 168H133ZM171 165H172V164H171ZM180 165H181V164H180ZM184 165H185V164H184ZM243 165H245V164H243ZM19 166H21V164H20ZM80 166H81V165H80ZM84 166H85V164H84ZM86 166H87V165H86ZM108 166H109L108 169H110V165H108ZM114 166H115V165H114ZM116 166H117V165H116ZM235 166H236V165H235ZM0 167H1V166H0ZM73 167H74V166H73ZM88 167H89V166H88ZM95 167H96V166H95ZM95 167H94V168H95ZM100 167H101V166H100ZM142 167H143V166H142ZM178 167H179V166H178ZM186 167H187V166H186ZM231 167H232V166H231ZM255 167H256V166H255ZM94 168H93V169H94ZM260 168H261V167H260ZM59 169H60V168H59ZM59 169H58V170H59ZM61 169H62V168H61ZM83 169H84V167H83ZM83 169H82V170H83ZM113 169H114V168H113ZM128 169H130V168H127L126 170H128ZM245 169H246V168H245ZM252 169H253V168H252ZM72 170H73V169H72ZM152 170H153V169H152ZM173 170H174V169H173ZM227 170H228V169H227ZM241 170H244V169H241ZM61 171H62V170H61ZM86 171H87V170H86ZM128 171H131V170H128ZM175 171H176V170H175ZM237 171H239V170H237ZM237 171H236V172H237ZM47 172H48V171H47ZM62 172H63V171H62ZM69 172L72 173V171H69ZM132 172H133V171H132ZM240 172H241V171H240ZM257 172H258V171H257ZM83 173H85V172L83 171ZM124 173H125V172H124ZM127 173H128V172H127ZM127 173H126V174H127ZM129 173H130V172H129ZM166 173H167V172H166ZM181 173H183V172H181ZM186 173H187V172H186ZM0 174H1V171H0ZM38 174H39V173H38ZM62 174H64V173H62ZM150 174H151V173H150ZM169 174H170V173H169ZM169 174L167 175L168 177H169ZM51 175H52V174H51ZM53 175H54V174H53ZM81 175H82V174H81ZM90 175H91V174H90ZM151 175H152V174H151ZM165 175H166V174H165ZM171 175H172V174H171ZM187 175H188V174H187ZM244 175H245V174H244ZM36 176H37V175H36ZM49 176H50V175H49ZM54 176H55V175H54ZM58 176H59V175L57 174V176H55V177H58ZM61 176H62V175H61ZM69 176H70V174H69ZM86 176H87V177H86ZM93 176H94V175H93ZM98 176H99V175H98ZM127 176H128V174H127ZM131 176H132V175H131ZM157 176H158V175H157ZM157 176H156V178H157ZM159 176H160V175H159ZM167 176H166V177H167ZM1 177H2V176H1ZM13 177H14V175H13ZM85 177L88 178V175H85ZM118 177H119V176H118ZM118 177H117V179H118ZM128 177H129V176H128ZM204 177H205V176H204ZM241 177H242V175H241ZM86 178H84V179H86ZM99 178H100V177H99ZM115 178H116V177H115ZM126 178H127V177H126ZM205 178H206V177H205ZM246 178H248V177H246ZM2 179H5V178H2ZM23 179H24V178H23ZM28 179H29V178H28ZM119 179H121V178H119ZM119 179H118V180H119ZM123 179H124V178H123ZM167 179H168V178H167ZM208 179H209V178H208ZM230 179H231V178H230ZM6 180H7V179H5V180H3V181H6ZM79 180H80V179H79ZM90 180H91V179H90ZM106 180H107V179H106ZM108 180H109V179H108ZM114 180H116V179H114ZM227 180H228V179H227ZM238 180H239V179H238ZM244 180H245V179H244ZM253 180H254V179H253ZM92 181H93V179H92ZM96 181H98V180H96ZM112 181H113V180H112ZM123 181H124V180H123ZM125 181H126V180H125ZM152 181H153V180H152ZM152 181H150V182H152ZM205 181H206V179H205ZM210 181H211V180H210ZM254 181H255V180H254ZM8 182H9V181H8ZM114 182H115V181H114ZM140 182H141V181H140ZM158 182H159V181H158ZM225 182H226V181H225ZM22 183H23V182H22ZM26 183H27V182H26ZM46 183H47V182H46ZM54 183H55V182H54ZM54 183H52V184H54ZM56 183H57V182H56ZM93 183H94V181H93ZM95 183H97V182H95ZM103 183H104V182H102V184H103ZM118 183H120V182H118ZM148 183H149V182H148ZM172 183H174V182L172 181ZM184 183H185V182H184ZM50 184H51V183H50ZM57 184H59V182H58ZM57 184H56V185L54 184V185L57 186ZM97 184H98V183H97ZM115 184H116V183H115ZM115 184H114V187L116 186ZM125 184H126V183H125ZM125 184H124V185H125ZM131 184H132V183H131ZM136 184H137V183H136ZM136 184H135V185H136ZM153 184H154V183H153ZM46 185H47V184H46ZM54 185H53V186H54ZM65 185H66V184H65ZM65 185H64V186H65ZM91 185H94V184H91ZM111 185H112V184H111ZM95 186H96V188H97V185H95ZM98 186H99V185H98ZM132 186H133V185H132ZM132 186H131V187H132ZM136 186L138 187V185H136ZM140 186L142 187L141 184H140ZM147 186H148V185H147ZM147 186H146V187H147ZM152 186H153V185H152ZM38 187H39V186H38ZM92 187H93V186H92ZM101 187L103 188V185H101ZM101 187H100V188H101ZM107 187H108V186H107ZM110 187H113V186H110ZM114 187H113V188H114ZM146 187H143V188H146ZM149 187H150V186H149ZM154 187H155V186H154ZM208 187H210V184H209ZM58 188H59V187H58ZM65 188H66V186H65ZM80 188H81V187H80ZM89 188H90V187H89ZM96 188H95V190H96ZM98 188H99V187H98ZM152 188H153V187H152ZM10 189H11V188H10ZM37 189H38V188H37ZM92 189H93V188H92ZM92 189H91V190H92ZM147 189H148V187H147ZM202 189H203V188H202ZM56 190H57V189H56ZM97 190H98V189H97ZM97 190H96V191H97ZM142 190H143L144 192H146L145 189H142ZM142 190H141V191H142ZM184 190H185V189H184ZM68 191H69V190H68ZM111 191H112V190H111ZM129 191H130V190H129ZM141 191H139V192H141ZM143 191H142V192H143ZM147 191H148V190H147ZM199 191H200V190H199ZM222 191H223V190H222ZM247 191H250V190H247ZM91 192H93V191H91ZM114 192H115V191H114ZM167 192H168V191H167ZM6 193H8V192H6ZM34 193H35V192H34ZM34 193H33V194H34ZM76 193H77V192H76ZM123 193H124V192H123ZM123 193L121 192V194H123ZM147 193H148V192H147ZM149 193H150V192H149ZM195 193H196V192H195ZM197 193H198V192H197ZM225 193H226V192H225ZM225 193H224V194H225ZM245 193H246V192H245ZM245 193H244V195H245ZM33 194H32V195H33ZM36 194H37V193H36ZM87 194H89V193H87ZM98 194H100V193H98ZM109 194H111V193H109ZM129 194H130V193H129ZM139 194H140V193H139ZM213 194H214V192H213ZM213 194H212V195H213ZM252 194H253V193H252ZM259 194H260V193H259ZM259 194H257V195H259ZM261 194H262V193H261ZM263 194H264V193H263ZM8 195H9V194H8ZM8 195H6V196H8ZM25 195H26V194H25ZM64 195H66V194H64ZM73 195H74V194H73ZM107 195H108V194H107ZM192 195H193V194H192ZM196 195H197V194H196ZM208 195H209V194H208ZM254 195H255V194H254ZM12 196H13V195H12ZM43 196H44V195H42V197H43ZM74 196H75V195H74ZM100 196H101V195H100ZM128 196H130V195H128ZM138 196H139V195H138ZM159 196H160V195H159ZM167 196H169V195H167ZM213 196H215V195H213ZM220 196L222 197L223 194H222V195L220 194ZM225 196H226V195H225ZM10 197H11V196H10ZM40 197H41V196H40ZM42 197H41V198H42ZM44 197H45V196H44ZM44 197H43V198H44ZM62 197H64V196H62ZM96 197H97V195H96ZM107 197H108V196H107ZM109 197H110V196H109ZM121 197H122V196H121ZM125 197H126V196H125ZM133 197H134V196H133ZM169 197H170V196H169ZM221 197H220V198H221ZM250 197H251V196H250ZM6 198H7V197H6ZM8 198H9V197H8ZM84 198H85V197H84ZM84 198H83V199H84ZM100 198H101V197H100ZM103 198H104V197H103ZM122 198H123V197H122ZM130 198H131V197H130ZM139 198H140V197H139ZM163 198H164V197H163ZM163 198H161V196H160V200L163 199ZM177 198H178V197H177ZM179 198H180V197H179ZM188 198H190V197H188ZM199 198H200V197H199ZM248 198H249V197H248ZM252 198H253V197H252ZM255 198H256V197H255ZM260 198H263V197H259V199H260ZM4 199H5V198H4ZM12 199H14V197H12ZM34 199H35V198H34ZM64 199H65V198H63L62 201H63ZM224 199H226V198H224ZM224 199H223V201H224ZM242 199H243V198H242ZM7 200H8V199H7ZM86 200H87V199H86ZM89 200H90V199H89ZM97 200H98V199H97ZM134 200H136V198H135ZM137 200H138V199H137ZM160 200H159V201H160ZM171 200H176V198H175V199H171ZM184 200H185V199H184ZM9 201H10V200H9ZM11 201H12V200H11ZM56 201H57V200H56ZM65 201H66V200H65ZM65 201H64V202H65ZM83 201H84V200H83ZM100 201H101V200H100ZM100 201H98V203H99ZM113 201H115V199H114ZM159 201H158V202H159ZM162 201L164 202V199H163ZM212 201H213V200H212ZM253 201H254V200H253ZM7 202H8V201H7ZM34 202H35V201H34ZM34 202H33V203H34ZM89 202H90V201H89ZM89 202H88V203H89ZM116 202H117V201H116ZM120 202H121V201H120ZM122 202H123V201H122ZM136 202H138V201H136ZM167 202H170V201H167ZM225 202H226V201H225ZM245 202H247V204L249 203L248 200L245 201ZM263 202H264V201H263ZM49 203H50V202H49ZM105 203H106V202H105ZM118 203H119V202H118ZM142 203H143V202H142ZM176 203H177V202H176ZM204 203H205V202H204ZM216 203H217V201H216ZM227 203H228V202H227ZM26 204H27V203H26ZM81 204H82V202H81ZM81 204H80V205H81ZM96 204H97V203H96ZM101 204H102V203H101ZM121 204H122V203H121ZM125 204H126V203H125ZM159 204H160V203H159ZM163 204H164V203H163ZM168 204H170V203H168ZM219 204H220V203H219ZM237 204L239 205V203H237ZM243 204H244V203H243ZM14 205H15V203H14ZM27 205H28V204H27ZM72 205H73V204H72ZM72 205H71V206H72ZM83 205H84V203H83ZM89 205H90V204H89ZM103 205H104V204H103ZM110 205H111V204H110ZM110 205L107 204V207H108V206L110 207ZM123 205H124V203H123ZM129 205H130V204H129ZM134 205H135V203H134ZM138 205H141V204L139 203ZM165 205H166V204H165ZM173 205H174V204H173ZM205 205H206V204H205ZM225 205H226V203H225ZM228 205H229V204H228ZM232 205H233V204H232ZM261 205L263 206V204H261ZM261 205H260V206H261ZM29 206H30V205H29ZM52 206H53V205H52ZM66 206H67V205H66ZM77 206H78V205H77ZM86 206H88V204H87ZM92 206H93V205H92ZM92 206H90V207H92ZM97 206H98V205H97ZM111 206H114V205H111ZM126 206H127V204H126ZM145 206H146V205H145ZM179 206H180V205H179ZM179 206H176V207H179ZM56 207H57V206H56ZM81 207H82V206H81ZM101 207L103 208V206H101ZM124 207H125V206H123V208H124ZM138 207H139V206H138ZM147 207H148V205H147ZM254 207H255V206H254ZM54 208H55V207H54ZM77 208H78V209H76V210H79V211H80V209H79L80 207H77ZM85 208H87V207H85ZM96 208H97V207H96ZM110 208H112V207H110ZM144 208H145V207H144ZM144 208H142V209H144ZM160 208H161V207H160ZM166 208H167V207H166ZM180 208H181V207H180ZM203 208H205V207H203ZM208 208H209V207H208ZM213 208H214V207H213ZM25 209H26V208H25ZM27 209H29L28 206H27ZM56 209H57V208H56ZM73 209H74V208H73ZM87 209H88V208H87ZM105 209H106V207H105ZM121 209H122V208H121ZM133 209H134V208H133ZM148 209H149V207H148ZM148 209H146V211H147ZM236 209H240V208H236ZM262 209H263V207H262ZM3 210H4V209H3ZM3 210H2V211H3ZM5 210H6V209H5ZM39 210H40V209H39ZM74 210H75V209H74ZM81 210H83V209H81ZM96 210H97V209H96ZM100 210H101V209H100ZM155 210H156V209H155ZM179 210H180V209H179ZM200 210H201V209H200ZM231 210H232V209H231ZM254 210H255V209H254ZM260 210H261V208H260ZM0 211H1V210H0ZM18 211H19V210H18ZM21 211H22V210H21ZM26 211H27V210H26ZM68 211H69V210H68ZM70 211H71V210H70ZM70 211H69V212H70ZM88 211H89V210H88ZM97 211H98V210H97ZM124 211H126V210H124ZM124 211H122V212H124ZM127 211H128V209H127ZM129 211H130V210H129ZM157 211H158V210H157ZM160 211H162V210L160 209L159 212H160ZM238 211H239V210H238ZM251 211H252V210H251ZM50 212H51V210H50ZM50 212H48V213H50ZM65 212H66V211H65ZM82 212H84V211H82ZM140 212H141V211H140ZM163 212H164V211H162V213H163ZM169 212H170V211H169ZM169 212L167 211L168 214L172 213V212H170V213H169ZM178 212H179V211H178ZM262 212H263V210H262ZM7 213H8V212H7ZM13 213H14V211H13ZM13 213H12V214H13ZM28 213H29V212H28ZM88 213H89V212H88ZM102 213L104 214L105 212H102ZM111 213L113 214V212H111ZM147 213L149 214V210H148ZM147 213H146V214H147ZM165 213H166V212H165ZM173 213H174V212H173ZM173 213H172V214H173ZM196 213H197V212H196ZM238 213H240V212H238ZM243 213H244V212H243ZM2 214H3V213H2ZM2 214H0V215L2 216ZM16 214H17V212H16ZM24 214H25V213H24ZM29 214H30V213H29ZM68 214H69V213H68ZM79 214H80V213H79ZM83 214H84V213H83ZM85 214H86V213H85ZM112 214L110 215V213H109V214H107V215H110V216L112 217ZM120 214H121V213H120ZM125 214H127V213H125ZM133 214H135V213H133ZM150 214H151V213H150ZM152 214H153V213H152ZM157 214H158V213H157ZM157 214H156V215H157ZM160 214H161V213H159V215H160ZM172 214H171V216H172ZM198 214H199V212H198ZM208 214H209V213H208ZM225 214H226V213H225ZM234 214H235V213H234ZM244 214H245V213H244ZM262 214H263V213H262ZM13 215H14V214H13ZM17 215H18V214H17ZM17 215H16V216H17ZM20 215H21V213H20ZM22 215H23V214H22ZM30 215H31V214H30ZM32 215H33V214H32ZM45 215H47V214H45ZM45 215H44V216H45ZM96 215H97V214H96ZM96 215H94V216L96 217ZM154 215H155V214H154ZM154 215H153V216H154ZM163 215L165 216V214H163ZM166 215H167V214H166ZM232 215H233V214H232ZM246 215H247V214H246ZM14 216H15V215H14ZM35 216H36V215H35ZM48 216H49V217H48ZM48 216H47V217H48L49 219L52 218L51 221L54 220L53 217H52V216H54V214H53L51 217H50L49 214H48ZM90 216H91V215H90ZM102 216H106V215H102ZM113 216H114V215H113ZM117 216H118V215H117ZM117 216H116V218H114V217H113V218H114V219H118ZM121 216H122V215H121ZM121 216H120V217H121ZM127 216H128V215H127ZM127 216H125V217H127ZM138 216H140V215H138ZM157 216H158V215H157ZM157 216H156V218H158ZM173 216H174V214H173ZM179 216H181V215H179ZM230 216H231V215H230ZM11 217H13V216L11 215ZM37 217H38V216H37ZM37 217H36V218H37ZM45 217H46V216H45ZM47 217H46V218H47ZM71 217H72V215H71ZM71 217H70V218H71ZM85 217H87V216H85ZM88 217H89V216H88ZM123 217H124V216H123ZM147 217H148V216H147ZM191 217H192V216H191ZM240 217H241V216H240ZM243 217H246V216L243 215ZM243 217H241V218H243ZM29 218H30V217H29ZM34 218H35V217H34ZM72 218H73V217H72ZM90 218H91V217H90ZM121 218H122V217H121ZM141 218H142V217H140V219H141ZM149 218H150V216H149ZM165 218H166V217H165ZM175 218H177V217H175ZM194 218H195V216H194ZM234 218H237V217H234ZM11 219H14V218H11ZM21 219H24V218L22 217ZM55 219H56V216H55ZM152 219H153V218H152ZM163 219H164V218H163ZM172 219H174V218H172ZM186 219H187V218H186ZM191 219H192V218H191ZM232 219H233V218H232ZM243 219H244V218H243ZM85 220H87V219H85ZM97 220H98V219H97ZM109 220H110V219H109ZM143 220H144V219H143ZM153 220H154V219H153ZM159 220H161V219H159ZM179 220H181V219H179ZM179 220H178V221H179ZM196 220H197V219H196ZM196 220H195V221H196ZM205 220H206V219H205ZM0 221H1V220H0ZM7 221H8V220H7ZM23 221H24V220H23ZM55 221H56V220H55ZM71 221H72V219H71ZM87 221H88V220H87ZM87 221H86V222H87ZM120 221H121V220H120ZM140 221H142V220H140ZM155 221H158V220L156 219ZM161 221H162V220H161ZM193 221H194V220H193ZM206 221H207V220H206ZM19 222H21V221H19ZM92 222H93V221H92ZM99 222H100V221H99ZM127 222H128V221H127ZM162 222H163V221H162ZM174 222H175V221H174ZM250 222H251V221H250ZM6 223H9V222H6ZM53 223H54V222H53ZM63 223H64V222H63ZM105 223H106V221H105ZM153 223H154V222H153ZM177 223H178V222H177ZM207 223H208V222H207ZM257 223H258V222H257ZM260 223H262V222L260 221ZM13 224H14V223H13ZM80 224H81V222H80ZM88 224H90V223H88ZM88 224H87V225H88ZM101 224H102V223H101ZM124 224H125V223H124ZM159 224H161V222H160ZM172 224H173V223H172ZM204 224H206V222H205ZM1 225H2V223H1ZM9 225H10V224H9ZM51 225H52V224H51ZM53 225H54V224H53ZM78 225H79V224H78ZM99 225H100V223H99ZM142 225H143V224H142ZM148 225H149V224H148ZM153 225H155V224H153ZM164 225H165V224H164ZM179 225H180V222H179ZM196 225H197V222H196ZM257 225H259V223H258V224H255V226H257ZM18 226H19V224H18ZM37 226H38V225H37V223H36V225H35V227H34V230H31V231H32V232H35V231L38 232V231H37V229H38ZM89 226H90V225H89ZM122 226H123V225H122ZM156 226H159V225L156 224L155 227H156ZM165 226H167V225H165ZM251 226H252V225H251ZM3 227H4V226H3ZM5 227H6V226H5ZM9 227H10V226H8V228H9ZM12 227L15 229L16 226L14 227V226L12 225ZM12 227H11V228H12ZM19 227H20V226H19ZM43 227H44V226H43ZM52 227H53V226H52ZM81 227H84V226H81ZM81 227H80V228H81ZM102 227H103V226H102ZM155 227H153V229H154ZM252 227H254V225H253ZM252 227H250V228H252ZM259 227H261V226L259 225ZM259 227H258V228H259ZM31 228H32V227L30 226V229H31ZM63 228H64V227H63ZM76 228H77V227H76ZM78 228H79V227H78ZM86 228H87V227H85V229H86ZM95 228H96V227H95ZM125 228H126V226H125ZM125 228H124V229H125ZM147 228H148V227H147ZM176 228H177V227H175V229H176ZM200 228H201V227H200ZM225 228H226V227H225ZM3 229H4V228H3ZM5 229H6V228H5ZM5 229H4V230H5ZM9 229H10V228H9ZM45 229H46V227H45ZM64 229H66V228H64ZM74 229H75V228H74ZM74 229H70V232H74V231H71V230H74ZM81 229H82V228H81ZM138 229H139V228H138ZM144 229H145V231H146V228H145V227H144ZM144 229H143V231H144ZM172 229H173V228H172ZM181 229H182V228H181ZM184 229H185V228H184ZM197 229H198V228H197ZM228 229H229V228H228ZM262 229H263V228H262ZM6 230H7V229H6ZM39 230H40V229H39ZM47 230H48V229H47ZM66 230H67V229H66ZM66 230H65V231H66ZM89 230H91V229H89ZM93 230H95V229H93ZM97 230H98V229H97ZM108 230L110 231L111 229H108ZM136 230H137V229H136ZM147 230H149V228H148ZM150 230H151V229H150ZM163 230H165V229H163ZM229 230H231V229H229ZM258 230H259V229H258ZM258 230H257V231H258ZM10 231H13V229L10 230ZM10 231H9V232H10ZM17 231H18V230H17ZM51 231H52V230H51ZM79 231H80V230H79ZM85 231H86V230H85ZM113 231H114V230H113ZM133 231H135V230H133ZM137 231H138V230H137ZM145 231H144V232H145ZM151 231H153V230H151ZM151 231H150V232H151ZM175 231H176V230H175ZM233 231H234V230H233ZM6 232H7V231H6ZM13 232H14V231H13ZM36 232H35V233H36ZM76 232H77V230H76ZM92 232H93V231H92ZM123 232H124V231H123ZM135 232H136V231H135ZM139 232H140V231H139ZM139 232H138V234H139ZM157 232H158V231H157ZM205 232H206V231H205ZM235 232H236V231H235ZM251 232H252V231H251ZM10 233H11V232H10ZM41 233H42V232H41ZM80 233H81V232H80ZM106 233H107V232H106ZM106 233H105V234H106ZM116 233H117V232H116ZM129 233H130V232H129ZM131 233H132V236H133V232H132V231H131ZM158 233H159V232H158ZM163 233H164V232H163ZM172 233H174V232H172ZM226 233H227V232H226ZM4 234H5V233H4ZM11 234H13V233H11ZM15 234H16V232H15ZM17 234H18V233H17ZM88 234H89V233H88ZM88 234H85V236L88 235ZM156 234H157V233H156ZM179 234H180V233H179ZM235 234H237V232H236ZM242 234H243V233H242ZM66 235H67V233H66ZM78 235H79V234H78ZM89 235H91V234H89ZM114 235H115V232H114ZM122 235H123V234H122ZM134 235L136 236L137 234L134 233ZM157 235H158V234H157ZM253 235H254V234H253ZM6 236H7V235H6ZM13 236H15V235L13 234ZM27 236H28V235H27ZM38 236H40V235H38ZM82 236H83V235H82ZM93 236H94V238H96L95 235H93ZM123 236H124V235H123ZM127 236H129V234H128ZM127 236H125V237H127ZM132 236H131V237H132ZM142 236H143V235H142ZM142 236H141V238H142ZM158 236H159V235H158ZM163 236H164V235H163ZM169 236H171V235H169ZM177 236H178V234H177ZM191 236H192V235H191ZM198 236H199V235H198ZM3 237H4V236H3ZM10 237H11V236H10ZM17 237H18V236H17ZM20 237H21V236H20ZM34 237H35V236H34ZM44 237H45V236H44ZM47 237H48V236H47ZM52 237H53V235H52ZM52 237H50V238H52ZM100 237H101V236H100ZM100 237H99V238H100ZM103 237H104V235H103ZM119 237H120V236L118 235V237H116V239H118ZM125 237H124V239H125ZM133 237H134V236H133ZM137 237H138V235H137ZM137 237H135V238H137ZM139 237H140V236H139ZM153 237H154V236H153ZM263 237H264V236H263ZM6 238L8 239V237H6ZM12 238H13V237H12ZM25 238H26V237H25ZM25 238H24V239H25ZM29 238H31V237H29ZM29 238H28V239H29ZM32 238H33V237H32ZM48 238H49V237H48ZM64 238H65V237H64ZM72 238H73V237H72ZM75 238H76V237H75ZM89 238H91V236H89ZM92 238H93V237H92ZM151 238H152V237H151ZM194 238H196V237H194ZM222 238H223V237H222ZM224 238H225V236H224ZM230 238H231V237H230ZM2 239H3V238H2ZM36 239H37V238H36ZM101 239H102V238H101ZM113 239H115V238H113ZM113 239H112V240H113ZM122 239H123V238H122ZM153 239H154V238H153ZM158 239H159V238H158ZM160 239H161V236H160ZM235 239H237V237L234 238V240H235ZM8 240H9V239H8ZM18 240H19V239H18ZM18 240H17V241H18ZM26 240H27V239H26ZM30 240H31V239H30ZM32 240H33V239H32ZM84 240H85V238L83 239V241H84ZM105 240H106V239H105ZM120 240H121V238H120ZM130 240H131V239H130ZM141 240H142V239H141ZM143 240H144V239H143ZM185 240H186V239H185ZM253 240H254V239H253ZM37 241H38V240H37ZM69 241H70V240H69ZM88 241H89V240H88ZM88 241H87V242H88ZM110 241H111V239H110ZM117 241H118V240H117ZM121 241H122V240H121ZM135 241H136V240H135ZM135 241H134V242H135ZM145 241H146V240H145ZM154 241H155V239H154ZM241 241H242V240H241ZM10 242H11V241H10ZM31 242H33V241H31ZM71 242H72V241H71ZM80 242H82V241H80ZM80 242H79V243H80ZM90 242H91V241H90ZM90 242H89V243H90ZM112 242H113V241H111V243H112ZM114 242H115V241H114ZM122 242H123V241H122ZM127 242H130V241L128 240V238H127ZM134 242H133V243H134ZM243 242L245 243V241H243ZM243 242H242V243H243ZM246 242H249V241H246ZM15 243H16V242H14V244H15ZM48 243H49V242H48ZM69 243H70V242H69ZM72 243H73V242H72ZM89 243H87V246H88ZM100 243H101V242H100ZM100 243H98V245H99ZM107 243L111 244V243L108 242V241H107ZM117 243H118V242H117ZM125 243H126V240H125ZM136 243H137V242H136ZM161 243H162V239H161ZM200 243H201V242H200ZM217 243H218V242H217ZM6 244H7L6 247H8V245H9V241L6 242ZM11 244H12V243H11ZM17 244H18V243H17ZM17 244H16V245H17ZM67 244H68V243H67ZM77 244H78V243H77ZM77 244H76V245H77ZM123 244H124V242H123ZM130 244H131V246H132V243H131V242H130ZM198 244H199V242H198ZM206 244H207V243H206ZM225 244H226V242H225ZM16 245H15V247H16ZM18 245H19V244H18ZM63 245H66V242H65ZM69 245H70V244H69ZM80 245H81V243H80ZM84 245H85V244H84ZM96 245H97V244H96ZM128 245H129V244H128ZM138 245H139V243H138ZM145 245H146V244H145ZM150 245H151V244H150ZM150 245H149V246H150ZM188 245H189V244H188ZM188 245H187V246H188ZM4 246H5V245H4ZM4 246H3V247H4ZM81 246H83V244H82ZM113 246H114V245H113ZM124 246H125V245H124ZM196 246H197V244H196ZM199 246H200V245H199ZM201 246H202V245H201ZM219 246H220V245H219ZM256 246H257V245H256ZM0 247H1V245H0ZM3 247H2V248H3ZM9 247L11 248L12 246H9ZM9 247H8V248H9ZM18 247H20V246H17V248H18ZM38 247H40V248L44 247V248H45L46 245H42V246L40 245V246H38ZM77 247H78V246H77ZM118 247H119V246H118ZM122 247H123V246H122ZM128 247H129V246H128ZM128 247H127V248H128ZM139 247H140V246H139ZM143 247L148 248V246H143ZM159 247H160V246H159ZM44 248H43L42 251H44ZM62 248H63V247H62ZM79 248H80V247H79ZM79 248H78V249H79ZM101 248H102V247H101ZM124 248H126V247H124ZM161 248H162V247H161ZM217 248H218V247H217ZM30 249H31V248H30ZM52 249H53V248H52ZM55 249H56V248H55ZM55 249H54V250H55ZM86 249H88V248H86ZM94 249H95V248H94ZM94 249H93V250H94ZM96 249H97V248H96ZM96 249H95V250H96ZM102 249H103V248H102ZM109 249H110V247H109ZM112 249H113V248H112ZM120 249H121V247H120ZM139 249H140V248H139ZM238 249H239V248H238ZM5 250H6V249H5ZM65 250H67V249H65ZM84 250H85V248H84ZM90 250H91V249H90ZM100 250H101V249H100ZM131 250H132V247H131ZM133 250H134V248H133ZM142 250H143V249H142ZM148 250H149V249H148ZM148 250H147V251H148ZM259 250H260V249H259ZM1 251H2V249H1ZM6 251H7V250H6ZM12 251H13V250H12ZM12 251H9V250H8V252H10V253H13ZM33 251H34V250H33ZM42 251H40V249H39V252H42ZM62 251L65 253L64 248H63ZM106 251H107V250H106ZM108 251H109V250H108ZM110 251H111V250H110ZM114 251H116V250H114ZM118 251H119V250H118ZM118 251H117V252H118ZM121 251H123V250H121ZM121 251H120V252H121ZM143 251H144V250H143ZM143 251H142V252H143ZM145 251H146V249H145ZM145 251H144V252H145ZM151 251H152V250H151ZM211 251H212V250H211ZM213 251H215V250H213ZM15 252L17 253L16 250H15ZM18 252H20V251L18 250ZM58 252H59V250H58ZM60 252H61V251H60ZM60 252H59V253H60ZM78 252H79V251H78ZM117 252H115V253L117 254ZM137 252H138V250H137ZM154 252H155V251H154ZM235 252H236V249H235ZM6 253H7V252H6ZM6 253H4V254H6ZM10 253H9V254H10ZM20 253H21V252H20ZM46 253H47V252H46ZM61 253H62V252H61ZM61 253H60V254H61ZM70 253H71V250H70ZM73 253H74V252H73ZM110 253H111V252H110ZM121 253H122V252H121ZM124 253H125V252H124ZM171 253H172V252H171ZM171 253H170V254H171ZM236 253H237V252H236ZM250 253H251V252H250ZM33 254H34V253H33ZM71 254H72V253H71ZM76 254H79V253H77V251H76ZM76 254H75V255H76ZM97 254H98V253H97ZM111 254H112V253H111ZM129 254H130V253H129ZM137 254H138V253H137ZM143 254H144V253H143ZM204 254H206V253H204ZM13 255H14V254H13ZM15 255H16V254H15ZM42 255H43V254H42ZM48 255H49V254H48ZM118 255H119V254H118ZM121 255H122V254H121ZM145 255H146V254H145ZM206 255H207V254H206ZM209 255H210V254H209ZM247 255H248V253H247ZM250 255H251V254H250ZM10 256H11V255H10ZM43 256H46V254L43 255ZM51 256H52V254H51ZM57 256H58V255H57ZM61 256H62V255H61ZM63 256H64V255H63ZM63 256H62V257H63ZM72 256H73V255H72ZM72 256H70V257H72ZM98 256H100V255H98ZM123 256H124V255H123ZM123 256H120V257L122 258ZM141 256H142V254H141ZM143 256H144V255H143ZM168 256H169V255H167V256H165V257H168ZM62 257H61V258H62ZM74 257H76V256H74ZM80 257H81V256H80ZM144 257H145V256H144ZM238 257H239V255H238ZM247 257H249V256H247ZM259 257H260V256H259ZM31 258H32V257H31ZM54 258H55V257H54ZM68 258H69V257H68ZM109 258H110V257H109ZM128 258H129V257H128ZM142 258H143V257H142ZM239 258H240V257H239ZM243 258H244V257H243ZM256 258H257V257H256ZM16 259H17V258H16ZM18 259H19V258H18ZM18 259L16 260L15 263H17V261H20V260H18ZM21 259H22V258H21ZM70 259H72V258H70ZM85 259H87V256H86ZM113 259H114V258H113ZM154 259H155V258H154ZM166 259L168 260V258H166ZM197 259H198V258H197ZM22 260H23V259H22ZM67 260H69V259H67ZM107 260H108V259H107ZM116 260H117V259H116ZM121 260H122V259H121ZM157 260H158V259H157ZM167 260H166V261H167ZM193 260H194V259H193ZM198 260H199V259H198ZM203 260H204V259H203ZM215 260H217V259H215ZM215 260H214V263H215ZM254 260H255V258H254ZM9 261H12V260H9ZM24 261H25V260H24ZM47 261H48V259H47ZM70 261H71V260H70ZM87 261H89V260H87ZM108 261H109V260H108ZM118 261H119V260H118ZM122 261H123V260H122ZM124 261H125V260H124ZM140 261H141V259H140ZM158 261H160V260H158ZM201 261H202V260H201ZM261 261H262V260H261ZM4 262H5V261H4ZM13 262H14V261H13ZM50 262H52V260H51ZM50 262H49V263H50ZM156 262H157V261H156ZM206 262H207V261H206ZM231 262H233V261H231ZM236 262H237V261H236ZM7 263H8V262H7ZM21 263H23V262H21ZM24 263H26V262H24ZM58 263H59V262H58ZM63 263H64V261H63ZM63 263L60 262L59 264H63ZM65 263H69V262L65 261ZM99 263H100V262H99ZM122 263H123V262H122ZM163 263H164V262H163ZM208 263H210V261H209ZM229 263H230V262H229ZM8 264H11V263H8ZM19 264H20V262H19ZM27 264H28V263H27ZM37 264H38V263H37ZM47 264H48V262H47ZM53 264H54V263H53ZM55 264H57V262H56ZM110 264H111V262H110ZM124 264H125V263H124ZM139 264H140V263H139ZM157 264H158V263H157ZM164 264H165V263H164ZM211 264H213V263H211ZM231 264H232V263H231ZM256 264H257V263H256Z\"/></svg>",
	"mask_w": 264,
	"mask_h": 264
}]
</instances>
